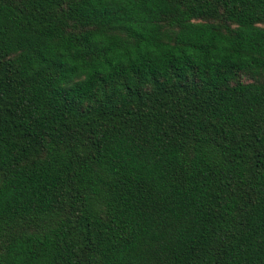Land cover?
Listing matches in <instances>:
<instances>
[{
    "label": "trees",
    "instance_id": "16d2710c",
    "mask_svg": "<svg viewBox=\"0 0 264 264\" xmlns=\"http://www.w3.org/2000/svg\"><path fill=\"white\" fill-rule=\"evenodd\" d=\"M0 264H264V0H0Z\"/></svg>",
    "mask_w": 264,
    "mask_h": 264
}]
</instances>
